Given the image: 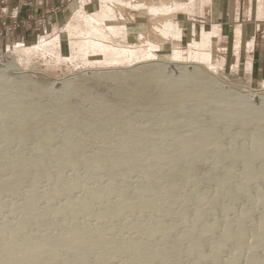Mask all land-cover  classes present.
Returning a JSON list of instances; mask_svg holds the SVG:
<instances>
[{"label":"rangeland","instance_id":"374dc122","mask_svg":"<svg viewBox=\"0 0 264 264\" xmlns=\"http://www.w3.org/2000/svg\"><path fill=\"white\" fill-rule=\"evenodd\" d=\"M106 1L107 4L102 5L100 3V0H64L63 2L55 3L54 5H49L47 3L44 6L39 7L34 3V0H0V185L5 183L8 179V183L11 184V187H9V190H11L10 192L8 189H6V192L3 191L2 193H0V228L6 226V230H4L3 233L4 235H2L3 237H0V245H2L4 239L8 237L9 233L14 229L13 227H16V225L18 224L17 222L21 221L23 217H25L23 219H29L28 221H30L29 223H27L24 232L27 234V236L30 235L29 237H31V235L33 237L35 236V234L40 237L43 235V233L46 234L47 232L48 235H53L52 237H55V235L58 236L61 235L62 232L65 233L66 231H68L67 229H69V227H71L73 224L77 222V224H82L84 222L83 224L89 225V231H93L94 229L96 230L100 226L102 230L104 229V233L108 235H110L111 233L110 236L115 237L113 239L119 242L128 241L127 239L132 240L140 236V233L137 230L126 228L124 226L126 222L145 224L151 223L156 219L157 210H154V212L148 213L145 216H141V218L130 212H124L118 218H108L106 216V210H108L111 204H113L112 206H117L116 204H118L117 201L119 200V198L116 194H114L112 196H109L107 199L94 201L88 212L82 211L76 215L70 216V218H67L65 220H62L59 217L55 218L50 212L48 218L50 220H48V223L51 222L53 226L55 224L54 227L51 226L52 228H49V226L45 224L42 225V227L41 224L38 223L37 219L33 220V217H35L38 212L45 211L47 208H49L48 210L51 211L52 208L58 209L59 205H61L62 207L69 201L87 200L91 197V193L96 191V189H102L108 184L107 174L106 172H103L105 170L101 171V169L99 168H97V170L96 168H94L98 166L84 167L82 164H80L77 168H65L64 171H61L62 168L57 161V156L68 149L66 147V144L71 136H73L74 139H72L71 137L70 141L74 140L76 141V143L79 142L77 144L78 148H74V150L72 149L71 152L76 155V159L81 161H85L87 159H97L99 158L98 156L101 155L100 153L105 155L108 154V158L111 156L115 157L119 155L118 153H123V155L127 159L129 158L138 161L141 160V162H143V159L147 158L148 161H152V164L148 163L147 161V165L145 164V168L142 166V169L138 167L139 170L135 169L132 172L128 171L124 173V175L117 177V179L114 181V188H119L123 183L129 184V186L131 187L129 193H134L139 189H144L146 185V178L144 177L146 173L144 172H148V170L154 169L160 158L162 160L168 161V165L165 164L163 166L164 169L165 166L167 168L170 165H173L174 167H176L177 165L178 169H185L188 167L191 168V171L193 170V172H191V174L187 177H182V175L180 176L176 173L173 174L170 178H167L165 175H163V177L156 184V189L160 191L166 188L168 185L169 186L167 188L171 189V186H175L178 182V184H181L179 189L177 188V191L174 190L173 192L174 195L179 199V203L178 205H176L177 208L175 207V210H178L179 207H184V205L186 204L185 198L188 194L192 193V191L198 193L199 197L197 196L195 201L196 203H198V208L200 206L199 204L203 203L205 199L206 201L208 199L214 200L218 196V194H221L210 211H206L201 222L197 224V227L200 226L199 228H201L200 224H202V227H204L205 223H207L208 225H212L214 223L213 221H219L221 223V226L225 222L230 224H232L231 222H233L232 225L235 227L237 226V224H239V221L245 214L243 212H245L246 210H250V208L256 207L254 208V213L245 218V223H247L245 225L247 226L249 223L251 225L247 226V228L251 227L250 231L247 233V241H252V239L257 236V231L259 230V227L257 230V227L253 228V226H256L261 220L264 219V204L259 205L260 207L257 204L258 202L260 203L259 198H264V158L259 157L258 152L260 147L258 144H254L255 142L253 140L259 135V137L261 136V139L263 138L262 142L264 144V120L258 123H254L249 122L244 118L230 123L228 122L230 118L225 119L222 117L226 108L225 103H220L216 107L217 113H215L214 110H212L201 101L196 102L194 104V107L192 103H187V106H185L180 111L168 110L166 108V101L164 102L163 100L162 102V99L164 97L163 90H159L161 88H158L155 85L153 86L156 88L150 85L147 87L148 90H145L143 97H140L138 95L136 97V95H133V97L131 96V98L128 100V104H126V106L122 105L123 109L120 113L121 116L119 124H109L110 126L106 127L107 129L105 128L107 134L106 137H102V135H99L97 132L101 130L104 125H106L105 123L107 121L110 120V114H112L114 107L117 108L122 104L121 97L118 96L120 95V84L118 83V81L108 77L110 73H118L121 71L122 73L125 72L124 74L131 73L135 71L136 67L146 65L145 67H147V69L157 68L160 71L162 70L168 77L171 75L174 78H178V75H180V73L178 74V72L176 71L178 70L181 72L182 70L180 69L183 65L186 64V66H183L185 69L188 66L186 71L189 72L191 70L190 68L195 64L201 71L205 73L207 72V74L217 84V86H219L220 89L222 88L221 91L225 95L236 93L235 95H237L238 97H250L249 99L252 98V100H254L252 102H254V104L257 103V105L259 104L260 99L257 96L262 98L264 96L263 80L250 83L248 75H246L244 69L233 68L229 58H226V61H224L222 59L224 55L221 54H218L217 57H214V55L212 57L210 52H208V50H206L205 48L207 45V41H202L201 43H191L188 48H186V46H184L183 48H178L180 51L178 49L172 50L169 44H165L164 46L160 41L158 42V45H161L159 48L153 47L152 42H155V44H157V38L154 37L153 33H151L149 30V32L146 31L143 27L146 21L145 17H142V15L137 12L138 14H135L139 15V18L136 19L134 18V13H132L134 11H131L130 14L129 10H122V8L126 7V4L129 5L130 9H137L138 6L144 4V0H138L137 3L133 4H128L123 0H112V2L111 0ZM114 1H121L123 6L119 10L122 11H119L116 5L112 4ZM102 10L109 13L106 14L105 12V15L100 16V12H102ZM79 12L87 16H98V18L100 19L103 17L105 18L104 21L108 23H111V21L109 20L112 19V22L115 21L114 23L116 24H122L126 28L122 30L124 35L117 36V38L108 35V39L104 41L102 40V38L100 39L94 35L84 36L82 34V31L94 32V30L88 24H86V21L74 17ZM136 25L140 27L136 28ZM172 30L173 27L171 26V24H168V28H166L167 36L168 34L172 37L176 36L174 33H171ZM96 41L106 44V46H108L111 50H130L131 48H135L137 49V53L132 60L122 59L119 61H113V59L119 57L120 55L117 56L116 53H111V51L101 52V50H99L98 48L96 49L95 47ZM229 46L227 45L228 50ZM152 50H156L159 52L157 56L154 55L156 56V58H154L153 56L151 57V59H146L145 51L151 52ZM178 52L180 58H177L173 55L177 54ZM170 53L171 55H169ZM202 54L206 56L207 54H209V61H205V58ZM196 58L198 60H196ZM207 62L209 63V65H212V67L207 65ZM143 63H145V65ZM177 63L179 64V66ZM178 67L179 69H177ZM127 81L129 80H126V86L131 87L132 82ZM34 87H37L42 91L45 89L44 91H47L49 93H42L43 95L34 97L31 95V91ZM65 93H67V95ZM59 97H61L62 99H59ZM235 98L237 99V97H234L233 99ZM151 99L161 100L162 104L158 107V110L161 109V111L156 110L152 113L151 111L148 112V110L146 109V105ZM25 105H31L41 113L40 116L43 118L40 117L41 119L38 118V120H40L41 123L43 121V125L39 127L40 125H38V123L32 124L30 127L25 129V131L27 130V132L23 137L18 134L13 139L8 140L3 133V129L14 127L21 121L24 122L25 120H27V115L18 111L20 107ZM102 106H107L105 107V109L107 108L106 110H109L107 112L104 111V107ZM72 112L77 114L80 113V116L77 115V118H79L77 121L69 123L66 120V116L69 117ZM2 114L6 115L5 119L1 117ZM174 120L180 121L181 125H183L182 120H185V122L187 121V128H183L182 126H172L174 124ZM154 121L159 124V134H147L146 132L139 130L152 124V122ZM45 123L48 125H46ZM45 125L48 129L47 133L46 130H44L43 132V130L41 129L44 128ZM35 126L37 128H35ZM31 127L34 128L32 129ZM38 127L40 128V131L42 133L39 132ZM131 129L139 130V136H142L141 141L138 142L140 145H134L130 149L124 148L122 147L123 138L128 135L127 132H129ZM179 131L183 132L181 133ZM194 131L199 134L200 138H202L201 136L205 135L206 138L204 137L202 138L203 140L200 141V138L198 137L200 142H198L199 144L195 143L197 145L189 142L188 146H190H187L185 150L189 149L190 151H198L199 146L200 149L203 150V147H201L202 145H200V143L202 142L204 146V144L207 142L206 140L210 139L207 138L208 135V137H212V140L216 141L213 142L214 145L210 146L208 148V151H206L201 158L194 161H192V159L190 158L186 159L184 157H167L169 160L167 158L163 159L162 154L166 151L164 145L167 146L166 144H172L168 139L169 135L167 132H172L174 134L178 132L179 136L183 135V137H185L191 135L192 133H194ZM45 134L46 138L44 137ZM47 138L52 139V142H46ZM82 142H84V144H81ZM85 144L86 146H83ZM41 146L42 148L40 149L42 150H39V147ZM216 146L221 154L218 155L219 158L217 155V157L215 155H212L214 154L213 152H210V150L213 151L214 149H216ZM178 151L179 149L175 146L170 148V152L176 153ZM154 152H157L158 154L156 153V155ZM253 152H256V156L253 155ZM225 153L227 154V156H225ZM93 155L96 156L94 157ZM123 155L122 158H124ZM220 156L221 158H223V160L220 158ZM251 156H253L252 159ZM33 159L35 163L42 162L43 160L45 164L42 162V164L44 165H41L44 166L46 170L41 166V173L38 172L37 167H35V163H33ZM147 159H145V161ZM15 160H18L21 163L24 162L25 164L27 162L31 165L34 164L33 167L26 164L25 169L27 170L24 169L21 171V173L25 171L24 174L29 173L25 174L27 175V178L25 177V175H23V173L21 175V173L19 172V174L17 173V175H13L16 173L12 172L13 167L10 164L16 162ZM218 160L220 161V163ZM249 167L255 169L256 176L259 175L253 181H248L246 178V176L248 177V172H245ZM28 168L30 171L28 170ZM35 168L40 176L35 171ZM141 170L143 171V174L140 173ZM11 175L17 176V178L20 175L19 179L23 176L24 177L22 181H20L19 179L14 180ZM76 176H78L76 180L85 182H81L78 189L76 190L67 188L68 182L75 180ZM229 177H231L229 179L230 182L228 180H224V178L227 179ZM12 179L15 182H13ZM195 179L198 180L195 181ZM16 180H18L19 182H16ZM244 180L247 182H245ZM11 181L13 184L11 183ZM224 181H226V184L224 183ZM14 183L16 184L14 185ZM10 184L8 186H10ZM82 184H84L85 186ZM242 184L245 185L243 186ZM12 185L14 188L16 187L15 189L17 191H15V189V192L12 191ZM82 186L84 188H82ZM59 187L61 188V190ZM224 187H226V189ZM239 187H242L244 189H240ZM57 189L59 190L58 197L50 201L47 198L46 194ZM63 189L65 190L63 191ZM67 189L70 191H68ZM221 191H223V194L225 191L226 195L224 194L225 196H222ZM235 191H238V193L241 194L239 196V199L232 200L229 197V194L233 192L235 193ZM87 192L90 194H88ZM32 193H36L40 197V200L35 209L26 210L24 206L26 202L24 201H26ZM154 194L155 192L153 194L152 192H145L139 198L140 200H138V202L136 203L141 204L151 199ZM204 195L207 197L205 198ZM215 195L217 196L215 197ZM256 196H259L258 199ZM200 197L202 198L200 199ZM195 202L193 206L196 205ZM107 203L108 205L106 206ZM193 206L191 209H193L194 212L190 209L188 214V218L190 217V219L192 220L190 221L189 219H187L188 223L193 221V215L195 216V213L199 212V210L201 209L197 208L198 211H196V206L195 209ZM160 207L161 203L158 204V209ZM224 208L227 211L226 213L224 212ZM231 208L233 210H231ZM244 208L247 209L245 210ZM230 211H233L232 213L236 211L239 216H237L236 213L232 214ZM222 212L224 213L222 214ZM95 215H101V217L103 218L101 220H97ZM131 216H133L134 218ZM172 219L173 218H171V220L168 219L166 223L170 224L171 222H173V220L177 221V219ZM222 219L225 220L222 221ZM106 220L109 223H107ZM229 220L231 222H229ZM209 221L211 222V224ZM97 223H99V225ZM61 224L63 225L61 226ZM103 225H105V227ZM8 226L10 227V231L9 229H7ZM197 227L196 229H198ZM253 231L255 232V235ZM161 233L162 232L158 231V233L152 239L147 240V243L152 246H156L159 243ZM184 233H187L186 229L184 230L181 228V231L178 230L172 236V238L174 239L170 238L169 241L171 243H175L181 238ZM217 235L218 234H216L215 236L213 235V239H211V236L209 240L203 239L205 240L203 242L205 252L211 250L212 246L218 243L219 239H216L218 241L215 240V238H218ZM20 238L21 236L19 237V239ZM23 239H25L24 236H22L21 240ZM184 244L185 246H183ZM186 244L188 243L184 241V243H182L178 250L170 253V257L172 258V260L169 262V264H177L178 261V264H201V261L198 259V255H196L198 256V258L194 255H191L190 259V256L187 255V247L189 246L187 245L186 247ZM234 246L237 249V246ZM234 246L230 244L229 246H227V248L229 249L225 248V250L222 252L223 254H220V263H225L232 260L234 256L233 254H235L234 252L236 251ZM64 253L65 252H61V255L59 254L58 259L51 264H63V259L65 258V256L71 257V255L67 256L66 253L65 255ZM240 253L242 254V257H244L246 253L248 254L247 251H243ZM185 255H187L189 259ZM260 255L264 256V251L261 252ZM120 256L121 255H118V257L116 256L112 261H110L109 264H120L123 260V257L121 256V258ZM182 256L184 259L182 258ZM247 256L248 255H246L245 257ZM94 258H96L97 260L96 254H91L89 256L91 264H95L96 260ZM193 258L195 259V261ZM177 259L178 261L175 262V260Z\"/></svg>","mask_w":264,"mask_h":264},{"label":"bare ground","instance_id":"6f19581e","mask_svg":"<svg viewBox=\"0 0 264 264\" xmlns=\"http://www.w3.org/2000/svg\"><path fill=\"white\" fill-rule=\"evenodd\" d=\"M111 2H112V0H111ZM100 3L102 5H105V4H107V1L106 0H100ZM112 4L116 5V7L118 9L122 8V6H123L121 1H114ZM150 6H152V5H150ZM143 7H144V4L138 6L137 8L138 9H142ZM169 11H170V9H162V8L153 6V7H151L149 9L148 13H150L152 15H159L160 16V15L168 13ZM105 12H106V14L109 13V12L107 13V11H105ZM105 12L102 10V12H100L101 14L100 13H98V14H100V16L101 15L103 16V15H105ZM74 17H76L77 19L80 18V19L86 21V24H88L94 30V32L93 31L92 32H83L82 31V34L84 36L85 35H87V36L94 35V36H96V37H98L100 39L102 38L103 41L108 39V35L113 36L114 38H117V36H120V35H124L122 30L126 29L122 24H116V23H114L115 21L112 22L111 18H113V17H111L110 18L111 20H109V21H111V23L105 22L104 21L105 18H103V17L100 19V18H98V16H96V17L95 16H87L85 14L84 15L81 14L80 12L77 13L76 16H74ZM106 19H107V17H106ZM116 20H118V19H116ZM166 28H168V25H166L164 27V29L161 31V34H163L164 36L167 37ZM237 41H238V39H237ZM95 45H96L95 46L96 49L98 48L99 50H101V52L102 51L103 52H108V51L110 52L111 51V53L112 52L116 53L117 56L120 55L119 57H122V58L116 57L115 59H113V61H119V60H122V59L123 60L124 59L125 60H132L134 58V56L136 55V53H137V49H135V48H131L130 50H125V49H122V50H118V49L114 50L113 49V50H111L108 46H106V44L100 43L98 41L95 42ZM101 52H100V54H101ZM158 53L159 52L156 51V50H152L151 52L150 51H145L146 59H151V57H153L154 55L157 56ZM169 55H171V53ZM173 55L175 57H177V58L178 57L180 58L179 52L177 54H173ZM156 56H154V58H156ZM203 56L205 58V61L206 60L209 61V58H210L209 54H207V56L206 55H203ZM175 57H173V58H175ZM196 60H198V59L196 58ZM143 64L145 65V63H143ZM168 64H170V63H168ZM207 65H209V63ZM145 66L141 65L140 67H136L135 71H133L131 73L124 74L125 72L122 73V71H121V72H118V73H112V74L110 73V75H108V77L112 78L113 80L118 81V83L120 84V87H119L120 95H118V96L121 97L122 104L120 106H118L117 108L114 107V110L112 111V114H110V116H111L110 120L108 119L109 121H107L105 123L106 125L103 124L104 126L102 127V129L97 132L99 135H102V137L103 136L104 137L107 136L106 130H105L106 127H108L110 125L119 124L120 116H121L120 113H121V111L123 109L122 105L126 106V104H128L127 103L128 100L131 98V96L133 97V95H136V97H137V95L140 96V97H143L145 90L150 85H152V86L155 85L158 88H161L159 90H163L164 97L162 99V102H163V100H164V102L166 101V108L168 110L180 111L185 106H187V103H192L193 107H194V104L196 102L201 101V102L205 103L208 107H210L212 110H214L215 113H217L216 112L217 111L216 107L220 103H225L226 108H225V112L222 115V117L225 118V119L230 118V120L228 121L230 123L231 122L233 123V122H235V121H237L239 119H244V118H245V120H248L249 122H254V123H258V122H261V121L264 120V96H263V98L257 96L258 98H260L259 99V104L257 105V103H255L256 104L255 105L254 102H252L254 100H252V98L249 99L250 98L249 96H248L249 98H247L246 96L238 97L237 95H235L236 93L235 94H231L230 93L229 95H225L221 91L222 88L220 89L219 86H217V84L211 79V77L207 74V72L205 73V72L201 71L198 68V66L195 65V64L192 67L190 66L191 70L189 72L186 71L188 66L185 69L183 66H186V64L183 65L182 68L180 69V70H182L181 72L178 71V70L176 71V72H178V74L180 73V75H178L179 76L178 78H174L171 75L168 77V76H166L164 74V72L162 70L160 71L157 68L147 69V67H145ZM147 66H149V65H147ZM178 66H179V64H178ZM209 66L212 67V65H209ZM164 67H167V66H164ZM175 67H176V65H175ZM177 69H179V67ZM169 71H171V70H169ZM103 77H104V75H103ZM126 80H129V81L132 82V86L131 87L130 86H126L127 85V84H125ZM129 81H127V82H129ZM123 83L125 84V86H124ZM154 88H156V87H154ZM44 90L42 91L39 88L34 87L32 89V91H31V95L34 96V97L41 96V95H43L44 93L47 92V91H44ZM47 93H49V92H47ZM65 94L67 95V93H65ZM234 97H237V99L236 98L233 99ZM258 98H257V100H258ZM59 99H62V98L59 97ZM59 102H61V101H59ZM161 104H162L161 100L151 99V100L148 101V104L147 105L145 104V105H146V109L148 110V112L151 111V113H152V112H155L156 110L157 111H161V109L158 110V107ZM102 107H104V111H106V112L109 110V109L106 110L107 108L105 109V107H107V106H102ZM208 107H207V109H208ZM18 111H20L22 113H25L27 115V120L24 121L25 123L23 121H21L19 124H16L14 127L3 129V133H4V135L6 136V138L8 140L13 139L18 134L23 137L25 135V133L27 132V130L25 131V129L30 127L32 124H37L38 123V125H40L39 127H41L43 125V121L41 123L40 120H38V118L41 117L40 116L41 113L39 111H37L33 106L25 105V106L20 107L18 109ZM79 114L72 112V114L69 117L66 116L67 117V119H66L67 122L73 123V122L77 121L79 119V118H77V115H79ZM1 117H3L5 119L6 115L2 114ZM41 118H43V117H41ZM126 120H128V119H126ZM185 120H182L183 121V125L180 124L181 123L180 121H175L174 120V124L172 126H180V127L182 126L183 128H187V121L185 122ZM46 125H48V124H46ZM46 125H45L44 128H41V129L43 130V132H44V130H46V133H47L48 129H47ZM158 125L159 124H157V122L154 121V122H152V124L146 126L143 129H139V130H142V131L146 132L147 134L157 135V134H159V131H160L158 129ZM39 127H38L39 132H41ZM31 128L33 129L34 127H31ZM35 128H37V127L35 126ZM139 130L131 129L129 132H127L128 135H126L123 138L122 147L130 149L134 145L139 144L138 142L141 141V138H142V136H139V133H138ZM188 130H189V128H188ZM179 132H181V131H179ZM167 133L169 135L168 139H169V141H171L172 144H166L167 146L164 145V148L166 149V151L163 154L161 153L163 159H165L167 157L168 158L184 157L186 159L190 158V159H192V161H194V160H197V159L201 158L203 156V154H205V152L208 151V148L210 146L214 145L213 142H216L215 140H212V137H208L209 136L208 135L207 138L208 139L210 138V139L209 140L205 139L207 142L206 143L204 142L205 143L204 146H203L202 142L200 143V145H202L201 147H203V150H201L200 146H199V150L198 151L197 150L190 151L189 149H188L189 150L188 151V150H185V149L188 146L189 142L193 143L194 145H197V144H199L198 142L203 140L202 138H204V137L206 138V135L205 136H201L202 138H200L199 134H197L195 131L191 135H188V136H185V137H183V135L179 136L178 132L175 133V134L172 133V132H167ZM200 135H201V133H200ZM256 136H257V134H256ZM44 137L46 138V134H45ZM71 137H72V139H74L73 136H71ZM71 137H70V139H71ZM198 137L200 138V141H199ZM51 138H52V135H51ZM70 139L67 142V144L65 143L67 145L66 147L68 149H66L65 152H63L59 156H57V161L61 165V168H62L61 171H64L65 168H77L80 164H82L84 167L85 166L86 167L87 166L88 167H90V166H92V167L93 166H98V167H94V168H96V170H97V168H99V169H101V171L105 170L103 172H106V174H107L108 184L106 185V187H104L102 189H99V190L96 189V191L91 193V195H90L91 197L88 198L87 200L69 201L65 205H63L62 207H61V205H59L60 208L58 207V209L52 208L51 211L48 210L49 208H47L45 211L38 212L39 214L37 213V215L35 217H33V220L37 219L38 223L41 224V226L45 224V225L49 226V228L51 226L54 227L55 224L53 226V224L51 222L48 223V220H50V219H48L50 212L55 218L59 217L62 220H65L67 218H70V216L76 215V214H78V213H80L82 211L83 212H88V210L90 209V207H91V205H92V203L94 201H97V200H100V199H102V200L107 199L109 196H112L114 194H116L118 196V198H119L118 201L119 202L117 201V203H118V204H116L117 206H112L113 204H111V205L109 204L110 206H109L108 210H106L107 211L106 216L108 218H110V217L118 218L124 212L133 213L136 216L141 218V216H145L148 213H151V212H154V210L155 211L157 210L156 211V214H157L156 219L154 221H152L151 223H145V224H139V223H133V222H126V224L124 223L125 224L124 226L126 228H129V229H132V230H137L140 233V236H138V238H135V239L131 238L132 240L127 239L128 241L119 242V241H116L115 239H113L115 237L110 236L111 233H110V235L104 233V231H103L104 229L102 230L100 228V226L96 230L94 229L93 231H89L90 229H89V225L88 224H83L84 222L82 224H77L78 222L75 223L76 221L74 219L73 220L75 221L74 222L75 224H73L71 227H69V229H67L68 228L67 227L66 229L68 231H66L65 233L62 232L61 235H58V236L55 235V237H52L53 235L52 236L48 235L47 234L48 232L46 233L47 235L42 232L43 235L40 236V237H38L36 234L33 237H32V235H31V237H29L30 235L27 236V234L24 233V232H25V227L27 226V223H29L30 221H28L29 219L28 220L23 219L25 217H23V218L21 217L22 218L21 221L17 222L18 224L16 225V227L15 226L13 227L14 229L9 233L8 237H6V239H4V242L2 243V245H0V264H51V263H54V261H56L58 259L59 254L61 252H65L67 256L71 255V257L69 256L70 258L65 256V258L63 259V264H91L90 260H89V256L91 254H96L97 255V260H96V258H94L96 260L95 264H109L110 261H112L116 256L118 257V255H121L123 257V260H122V262L120 264H169V262L172 260V258L170 257V253L174 252L175 250H178L180 248V246L182 245V243H184V241L188 243V244H186V247H187V245L189 246V247H187L188 248L187 255L190 256V259H191V255H194L197 258L199 256L198 259L201 261V264H264V256L262 255L263 256L262 257L260 255V253L264 251V219L261 220L256 226H253V228L257 227V230H258V227H259V230L257 231V233H258L257 236L254 239H252V241H250V238H249L250 242L247 241V233L250 231L251 227L250 228L248 227L249 229L247 228V226L250 225V223L246 226L245 224H247V223H245L246 222L245 218H247L248 216L252 215L254 213V211H255L254 208H256V207L250 208V210H248V211L246 210L247 208L246 209L244 208L246 211L243 212V213H245V214L243 215V217L239 221V224H237V226H235V227L232 225L233 222H231L230 220H229V222H231L232 224L225 222L222 226H221V223L219 221H213L212 220L214 222L212 225H208L207 223H205V225L206 224L207 225L206 226L204 225V227H202V224H200L201 228H199L200 226L197 227V224L201 222V220L204 217V214L206 213V211H208V210L210 211V209L216 203L217 199H219L221 194L220 195L218 194V196L215 195V197L216 196L217 197L214 200L208 199V200H211V201H208V200L206 201V199H205L204 200L205 202H204L202 200L203 203L199 204L200 205L199 208H201V209L199 210V212L195 213V216L193 215V221L190 222L192 219H190V217L188 218L189 210L194 205V202L196 201L198 193L192 191V193H190V194H188L186 196V198H185L186 204L184 205V207H182V205H181L182 208L179 207L178 210H175L176 205H178V203H179V199H178V197H176L174 195L173 192L177 188L179 189L181 184H178L179 182L177 181L178 185L176 184L175 186L174 185L171 186V189L167 188L169 185L166 188H164V189H162L160 191L158 189H156V184L163 177V175H165L167 178H170V177H172L173 174L176 173V174H178L180 176L182 175V177H187V176H189L191 174V172H193V170L191 171V168L188 167V168H185V169H178L177 168L178 166L174 163L176 165V167H174L173 165H170L167 168L165 166V169H164L163 166L165 164H167L168 161L167 160L166 161L162 160L160 158L159 162L157 163V165H156V167L154 169L148 170V172H144V173H146L145 176H144L146 178L145 179L146 180V185L144 184L145 187L142 186V187H144V189H139L138 191H136L134 193H129V190L131 188L129 186V184L123 183L122 185H120L119 188H114L113 187L114 181L117 179V177H119L121 175H124V173H126L128 171L132 172L135 169L139 170L138 167H140L142 169V166L145 168V164L147 165V161H148L147 158H145V159H147L146 161H145V159H143L144 161L141 162V160L138 161V160H133V159H129V158L127 159V158H125L123 153L122 154L118 153L119 155H117L115 157L111 156L112 158L111 157L108 158V154H106L107 155L106 156L105 154H102V153L99 152L102 155V156L99 155L98 156L99 158H97V159L96 158L95 159H87L85 161H81V160L76 159L75 158L76 155H74L71 152L72 149L74 150V148H78L77 144L79 142L76 143V141H74V140L70 141ZM213 139H215V138H213ZM262 139H261V136L259 137V135H258V137H256L253 140L255 142L254 144H258L259 147H260L259 148V152H258L259 157L264 158V144L262 142L263 141ZM51 140L52 139L47 138L46 142L50 143ZM167 142H168V140H167ZM195 143H197V144H195ZM81 144H84V142H82ZM83 146H86V144L83 145ZM173 146L178 148L179 151L176 152V153L170 152V148L173 147ZM196 147H195V149H196ZM40 148H42V146L39 147V150H42ZM204 148H205V150H204ZM191 150H192V146H191ZM159 151H158V153H159ZM257 151H258V149H257ZM101 152H103V151H101ZM210 152H213L214 154H212V155H215V156L216 155L218 156L220 154V151H219V149H217V146H216V149H214L213 151L210 150ZM255 153L253 155H255ZM113 154H115V153H113ZM122 155L124 156V158H122ZM93 156L95 157L96 155H93ZM225 156H227L226 153H225ZM252 157L253 156H251V159H252ZM218 158H219V156H218ZM220 158H221V156H220ZM221 159L223 160V158H221ZM18 160L17 161L15 160L16 162H14L13 164H10L13 167V171L12 172L16 173V174H13V175H17L18 172L21 173V171L25 169L26 164L27 165H31L27 161H25V162H27L26 164L23 162L25 164L24 165L23 163L19 162ZM160 160H162V161H160ZM33 161H34V159H33ZM38 161H40V160H38ZM42 162H43V160H42ZM42 162H37V163H35V161L33 162V163H35V165H36L35 167H37V171L38 172L41 171V166L45 164V162H43L44 164H42ZM151 162L148 161V163L152 164ZM172 162H173V159H172ZM31 163H32V161H31ZM219 163H220V161H219ZM246 165H248V164H246ZM31 166L33 167L34 164H32ZM151 166H153V165H151ZM249 166H250V164H249ZM42 167L45 169L44 166H42ZM29 168H30V166H29ZM29 168H28V170H29ZM151 168H153V167H151ZM25 170H27V169H25ZM30 170H31V168H30ZM35 171H36V168H35ZM24 172H22L23 175L29 174V173H25L24 174ZM142 172L143 171L141 170L140 173H142ZM22 173H21V175H22ZM37 173H36V175H37ZM245 173L248 174V177L246 176L248 181H253L259 176V175L256 176V171L252 167H249L248 170ZM257 174H258V172H257ZM38 175L40 176L39 173H38ZM19 176H18V178H17V176H12V177L15 180V179H19ZM23 177H21L19 180L22 181ZM25 177L27 178V175H25ZM29 178H30V176H29ZM76 178H78V176L75 177V180H72V181L68 182L67 188H69L71 190L78 189V187H79V185H80V183L82 181L80 182L79 180H76ZM230 178L231 177H229L227 179L224 178V180H228L229 181ZM13 179H12V181H13ZM83 179H86V178H83ZM8 180L6 181L7 183L5 182V183L0 185V193L5 191L6 189L9 190V187H11V184L8 183ZM196 180H198V179H195V181ZM12 181H11V183H12ZM13 182H15V181H13ZM16 182H19V181L16 180ZM83 182H85V181H83ZM245 182H247V181H245ZM224 183L226 184V181H224ZM9 184H10V186H8ZM15 184L16 183H14V185ZM84 184H82V185H84ZM225 184H223V185H225ZM12 187H13V185H12ZM226 187H224V188L226 189ZM15 188L13 187L12 191H14ZM56 188H57V186H56ZM82 188H84V187L82 186ZM239 188L241 189L242 187H239ZM58 189L57 190H53L50 193L46 194L47 198L50 201H52V200L56 199V197H58V195H59V190ZM242 189H244V188H242ZM60 190H61V188H60ZM64 190L65 189H63V191ZM192 190H193V188H192ZM10 191L11 190H9V192ZM15 191H17V190L15 189ZM68 191H70V190H68ZM87 191H89V190H87ZM238 191H239V189H238ZM238 191L237 192L235 191V193L234 192L230 193L229 197L232 200L239 199V196H240L241 193H238ZM145 192H152V194L155 192V194H154V196L151 199H149V200H147V201H145V202H143L141 204L136 203V202H138V200H140L139 198ZM221 192H222V196H223L225 194V191H224V194H223V191H221ZM244 192H245V190H244ZM218 193H219V191H218ZM246 193H248V192H246ZM88 194H90V193H88ZM202 194H204V193H202ZM164 196H166V197H164ZM206 197L207 196H205V198ZM258 197H257V199H258ZM201 198L202 197H200V199ZM85 199H86V197H85ZM221 199H223V198H221ZM39 200H40V197L36 193H34V194L32 193L27 198V200L24 201L26 203L25 204L23 203L24 206H25V209L26 210L35 209V207L38 204ZM259 200H260L261 204L258 202L257 203L258 206L264 204V198H261V199L259 198ZM115 201H116V199H115ZM108 203L106 204V206L108 205ZM159 203H161V207L158 209V204ZM195 204H196L195 206H196V209H197L198 208V205H197L198 203L195 202ZM195 206H193L194 209H195ZM198 209L196 211H198ZM192 210L193 209H191V211ZM231 210H233V209L231 208ZM228 211H229V208H228ZM193 212H194V210H193ZM224 212L225 213L227 212L226 209H225ZM224 212H222V214ZM230 212L232 213L233 211H230ZM240 212H242V211H240ZM101 213H103V212H101ZM234 213H236V211ZM234 213H232V214H234ZM87 215H89V214H87ZM91 216H92V211H91ZM237 216H239V215L237 214ZM93 217H94V214H93ZM131 217H133V216H131ZM102 218L103 217H101V215L96 216L97 220H101ZM171 218L177 219V221H174L172 219L173 222H171L170 224H167L166 223L167 220L168 219L171 220ZM58 219H56V220H58ZM187 219L190 220L189 221L190 223L187 222ZM73 220H72V222H73ZM223 220H225V219H222V221ZM226 220H227V218H226ZM87 222H89V221H87ZM107 223H109V222L107 221ZM97 224L99 225V223H97ZM210 224H211V222H210ZM6 225H8V224H6ZM62 225L63 224H61V226ZM103 226L105 227V225H103ZM196 227L198 229H196ZM9 228L10 227L8 226L7 229H9ZM181 228L184 229V230L186 229L187 233H184L179 240L176 238L178 241H176L175 243H171L169 241L170 238L174 239V238H172V236L178 230L181 231ZM45 229H47V228H45ZM4 230H6V226L0 228V237L1 238L3 237L2 235H4L3 234ZM9 231H10V229H9ZM137 231H135V232H137ZM158 231L162 232L160 234L159 243L156 246H152L149 243H147V240L148 239H152L158 233ZM182 232H183V230H182ZM178 233H180V232H178ZM253 233L255 235L254 231H253ZM134 234H136V233H134ZM216 234H218L217 235L218 238H215V240L219 239V241L216 240V241H218V243L214 242L216 244L214 246H212L211 250L205 252L204 251V246H203V242L205 240H203V239H206V240L208 239L209 240L210 236L212 237L213 235L215 236ZM5 236H6V234H5ZM20 236H21V238L19 239ZM22 236H24L25 239L21 240ZM211 239H213V237ZM121 241H123V240H121ZM230 244H232L233 246L234 245L237 246V249L234 246L236 251L234 252L235 254L232 253L234 255L232 260H230L229 262L220 263V261H219L220 254ZM183 246H185V244ZM227 249H229V248H227ZM243 251H245V252L247 251L248 252V254L246 253V255H248V256L247 257H245L246 255L244 256L245 259H244V257H242V254L240 253V252H243ZM226 252H227V250H226ZM65 253H64V255H65ZM62 255H63V253H62ZM187 255H185V256L187 257ZM196 255H198V256H196ZM72 257H73V259H72ZM182 258H183V256H182ZM260 258H262V259H260ZM178 259L175 260V262H177ZM194 261H195V259H194ZM178 262H177V264H178ZM92 263H94V262H92ZM174 264H176V263H174Z\"/></svg>","mask_w":264,"mask_h":264},{"label":"crops","instance_id":"0c3cea01","mask_svg":"<svg viewBox=\"0 0 264 264\" xmlns=\"http://www.w3.org/2000/svg\"><path fill=\"white\" fill-rule=\"evenodd\" d=\"M63 1L34 0V3L40 7ZM153 6L170 11L165 15H152L148 11ZM123 9L130 14L134 11L136 19L138 13L145 17L143 27L157 38V44L151 41L153 47L159 48V41L164 46L169 44L172 50L207 41L205 48L212 57L224 55L222 59L229 58L233 68L244 69L250 83L264 82V0H144V10L130 9L127 4ZM168 24L176 36L161 34ZM227 45H230L229 50Z\"/></svg>","mask_w":264,"mask_h":264}]
</instances>
